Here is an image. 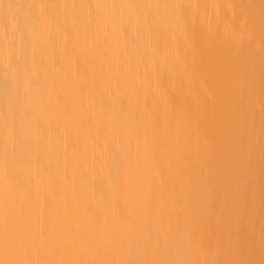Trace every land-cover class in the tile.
Wrapping results in <instances>:
<instances>
[{
	"label": "bare ground",
	"instance_id": "bare-ground-1",
	"mask_svg": "<svg viewBox=\"0 0 264 264\" xmlns=\"http://www.w3.org/2000/svg\"><path fill=\"white\" fill-rule=\"evenodd\" d=\"M0 264H264V0H0Z\"/></svg>",
	"mask_w": 264,
	"mask_h": 264
}]
</instances>
